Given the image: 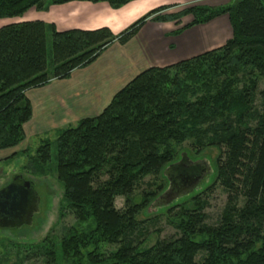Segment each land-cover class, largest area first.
<instances>
[{
  "label": "trees",
  "instance_id": "1",
  "mask_svg": "<svg viewBox=\"0 0 264 264\" xmlns=\"http://www.w3.org/2000/svg\"><path fill=\"white\" fill-rule=\"evenodd\" d=\"M70 1H103L116 9L134 0H0V19ZM167 8L153 9L119 35L107 27L60 32L41 21L0 27V150L24 140L23 125L32 115L26 90L68 79L72 70L91 65L114 40L126 43L148 20L171 22L190 15L193 21L184 26L190 27L225 15L232 36L224 45L140 72L95 118L61 129L54 142L45 140L33 161L49 162L54 144L64 199L85 225L83 233L70 232L61 242L64 259H76L77 264L83 259L85 264H264V91L256 86L258 75H264V0L193 6L162 15ZM188 140L199 151L207 146L221 149L215 180L227 193V204L215 227L203 224L206 203L199 194L209 186L198 189L203 167L188 165L185 159L173 163L172 145ZM166 166L171 184L160 199L191 189L196 196L183 197L174 214L179 238L140 250L132 237L140 230L135 217L144 204L131 205L129 198L139 180ZM103 176L107 179L100 181ZM116 196L125 198L124 209L114 207ZM100 242L119 248L108 257L87 252Z\"/></svg>",
  "mask_w": 264,
  "mask_h": 264
},
{
  "label": "rangeland",
  "instance_id": "2",
  "mask_svg": "<svg viewBox=\"0 0 264 264\" xmlns=\"http://www.w3.org/2000/svg\"><path fill=\"white\" fill-rule=\"evenodd\" d=\"M236 1L160 0L158 4L159 6L173 7L171 14H176L182 9L193 6L217 8V6L234 4ZM167 9L163 10L161 14H165L163 12ZM50 39L48 37L46 46L48 72L52 66ZM256 86L258 91H264V75H258ZM256 97V103L259 104L260 99L258 96ZM55 137L56 133L49 132V134L38 137H30L27 142H24V134L22 143L11 149L0 150V190L6 187L15 176L19 175L35 192L37 199V201H32L31 203V206L36 208V212L31 211L29 217L25 214L23 218L7 219V221L0 222V264H77L76 259H64L61 255V242L70 232L83 233L85 225L79 223L75 218L73 209L69 207L64 199V189L56 175L54 144L50 148L51 158L49 162L40 165L35 164L33 161L36 157V149L45 140L54 142ZM172 147L174 148L173 163L181 162L185 159L188 165L197 164L201 168L203 167L204 170L206 169L201 176L200 180H202V183L198 188L201 189L205 184L209 185L204 192L202 191L203 194H199L203 195L206 203V207L203 210L206 218L203 224L215 227L227 204V193L219 187L215 180L216 161L221 154V149L217 146H207L199 151L193 145L192 140L184 141L177 145L174 144ZM168 167L170 166H166L158 174L145 175L137 182L129 198L131 205L143 206L144 204V208L135 217L139 222L138 227L140 230L132 237L134 247L140 250H147L160 241L179 238L182 233L181 227H178L179 219L174 214L178 213L179 203L183 202V197L195 195L191 189L188 192L185 191L160 199L161 193L171 184L168 179L169 176H167V174L169 175ZM106 179L107 176H103L100 181H105ZM124 201L125 198L123 196H116L114 207L117 210L124 209ZM186 203L190 205L189 201ZM24 217L30 218V224L26 222ZM259 246L260 244H257L256 247ZM118 248V244L110 245L100 242L96 247L93 245L89 246L87 252L90 251L93 254H102L103 257H108ZM51 253L54 256L53 258L49 255ZM198 258L200 261L202 257ZM80 262V264H85L86 261L83 259Z\"/></svg>",
  "mask_w": 264,
  "mask_h": 264
},
{
  "label": "crops",
  "instance_id": "3",
  "mask_svg": "<svg viewBox=\"0 0 264 264\" xmlns=\"http://www.w3.org/2000/svg\"><path fill=\"white\" fill-rule=\"evenodd\" d=\"M157 1L134 0L116 9L103 1H70L40 11L32 8L21 17L0 19V27L41 21L60 32L107 27L113 35H119L138 18L158 8L160 0ZM172 8L162 15L171 14ZM191 19L190 15H183L171 22L148 20L126 43L114 40L91 65L72 70L68 79H53L44 87L26 90L24 96L30 102L32 115L23 125L24 142L49 132L56 133L57 137L63 128L72 127L84 118H95L117 91L140 72L217 49L232 36L225 15L206 24L184 27Z\"/></svg>",
  "mask_w": 264,
  "mask_h": 264
},
{
  "label": "water",
  "instance_id": "4",
  "mask_svg": "<svg viewBox=\"0 0 264 264\" xmlns=\"http://www.w3.org/2000/svg\"><path fill=\"white\" fill-rule=\"evenodd\" d=\"M205 171L203 169V172ZM31 196L34 197L32 201H37L35 192L23 181L22 177L15 176L6 187L0 190V222L7 221V219L23 218L25 214L29 217L31 211L36 212V208L33 206H31L29 213L24 210L26 204L31 200ZM24 219L30 224V218L24 217Z\"/></svg>",
  "mask_w": 264,
  "mask_h": 264
},
{
  "label": "flooded vegetation",
  "instance_id": "5",
  "mask_svg": "<svg viewBox=\"0 0 264 264\" xmlns=\"http://www.w3.org/2000/svg\"><path fill=\"white\" fill-rule=\"evenodd\" d=\"M8 185V184H7ZM31 198V200H29V203L28 204H26L27 206H26V208H24V210L27 212V213H29L30 212V208H31V203H32V198H34V197H30ZM29 198V199H30ZM31 202V203H30Z\"/></svg>",
  "mask_w": 264,
  "mask_h": 264
},
{
  "label": "bare ground",
  "instance_id": "6",
  "mask_svg": "<svg viewBox=\"0 0 264 264\" xmlns=\"http://www.w3.org/2000/svg\"><path fill=\"white\" fill-rule=\"evenodd\" d=\"M186 165V164H185ZM188 166V165H187Z\"/></svg>",
  "mask_w": 264,
  "mask_h": 264
}]
</instances>
